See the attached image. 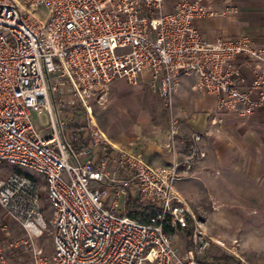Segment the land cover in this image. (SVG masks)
<instances>
[{
	"label": "built area",
	"instance_id": "2783aa9c",
	"mask_svg": "<svg viewBox=\"0 0 264 264\" xmlns=\"http://www.w3.org/2000/svg\"><path fill=\"white\" fill-rule=\"evenodd\" d=\"M205 1L175 0L168 10V0H0V172L45 180L55 230L48 259L34 243L47 228L43 187L26 173L0 177V207L27 235L0 244V264H11L8 249L22 245L33 264H201L212 240L176 191L206 158L201 136L183 158L154 166L114 146L88 100H103L119 80L137 86L150 71L170 114L182 78L195 76L221 110L253 116L264 104V74L242 90L233 62L242 56L264 65V48L247 37L205 43L194 23L217 15ZM44 111L46 134L31 120ZM178 134L171 116L174 149ZM134 199L145 210L138 219L124 209ZM190 224L191 249L183 253L172 234Z\"/></svg>",
	"mask_w": 264,
	"mask_h": 264
},
{
	"label": "crops",
	"instance_id": "0c3cea01",
	"mask_svg": "<svg viewBox=\"0 0 264 264\" xmlns=\"http://www.w3.org/2000/svg\"><path fill=\"white\" fill-rule=\"evenodd\" d=\"M174 4L175 0H168V10H172ZM204 5L217 13L214 17L197 19L194 23L205 43H215L219 38L247 37L254 46L264 48V0H206ZM233 65L241 71L242 90H248L258 72L264 74V65L253 64L242 56L237 57ZM116 82L111 91L113 97L124 90ZM140 83L155 86L152 73H142ZM252 97L257 99L258 92H254ZM144 110V114H131L132 111L128 110V114L123 115L126 119L130 116L134 119V122L128 120L129 128L123 135H111L105 127H101L114 146L140 155L154 166L167 165L176 158H183L193 137L200 135V147L206 158L195 164L192 178L177 183L176 191L182 198L183 183L199 179L202 174L209 176L216 173L222 178L230 176L264 187V104L249 118L227 113L219 108L218 98L198 88L197 77L184 76L174 98L172 113L169 112V117L173 116L179 123L175 149L170 136V121L153 123L150 121V108ZM6 219L25 233L13 219L8 216ZM0 232L6 231L0 229ZM172 235L174 238L175 233ZM9 236L0 235V241L4 243ZM40 241V237L34 239L35 247L43 251ZM174 243L183 253L191 249L188 243ZM13 252L16 255L12 258L10 254ZM8 256L11 264H27L32 251L22 245L9 248ZM28 264H33V261Z\"/></svg>",
	"mask_w": 264,
	"mask_h": 264
},
{
	"label": "rangeland",
	"instance_id": "374dc122",
	"mask_svg": "<svg viewBox=\"0 0 264 264\" xmlns=\"http://www.w3.org/2000/svg\"><path fill=\"white\" fill-rule=\"evenodd\" d=\"M117 86L124 90L115 97L112 96L111 85L103 100H99L98 97L88 100V106L92 109L96 122L100 127H105L109 134L123 135L129 128L128 120L134 122L132 116L128 119L123 117L128 114V110L132 111L131 114L136 112L144 114V109L149 107L151 122L164 124L170 121L169 111L154 86H143L141 83L131 86L125 80L118 81ZM31 120L42 133H47L50 126L47 111L41 115L33 112ZM18 170L33 176L43 187L44 218L47 228L40 237V242L43 255L52 259L55 255L53 244L55 230L52 225V210L46 200L45 180L31 171ZM2 172L0 177L17 171L8 167ZM181 193L194 216L203 223L207 237L212 240L211 248L206 254L198 257L199 263L206 260L213 264H264V187L230 176L222 178L213 173L209 176L202 174L199 179L184 182ZM4 224L8 227L7 231L0 232V235L10 236L4 243L0 241V244L9 246L27 239L22 230L14 227L12 222L6 219L5 212L0 207V229ZM174 241L181 245L188 243L181 231L175 232ZM217 241L224 246L219 245ZM14 254V252L10 254V257L13 258ZM33 259L32 254L31 260ZM31 260L28 258L27 264Z\"/></svg>",
	"mask_w": 264,
	"mask_h": 264
},
{
	"label": "trees",
	"instance_id": "16d2710c",
	"mask_svg": "<svg viewBox=\"0 0 264 264\" xmlns=\"http://www.w3.org/2000/svg\"><path fill=\"white\" fill-rule=\"evenodd\" d=\"M16 171L18 173H22L18 169H16ZM43 197H44V194H43ZM124 209L126 210L127 214L131 218H134V219L141 218L144 215V213H145V210L143 208H141V206L138 204L137 200H135V199L134 200H129L126 203V206H125ZM192 231H193V228H192L191 224L189 225V227L187 229H185L183 231V233L185 234V236L187 238V241H188V244H189L190 247H191ZM200 262L203 263V264H213V263L206 262V260H203V261H200Z\"/></svg>",
	"mask_w": 264,
	"mask_h": 264
}]
</instances>
